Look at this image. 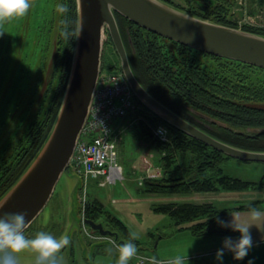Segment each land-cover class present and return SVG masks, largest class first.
Segmentation results:
<instances>
[{
	"label": "trees",
	"instance_id": "1",
	"mask_svg": "<svg viewBox=\"0 0 264 264\" xmlns=\"http://www.w3.org/2000/svg\"><path fill=\"white\" fill-rule=\"evenodd\" d=\"M163 1L197 17L264 36V28L240 27L236 20L231 19L230 10L235 5L234 0H185L186 7L171 0ZM64 4L68 6L69 11L63 15V20L68 22L70 31L77 32V0H69ZM116 17L133 70L155 98L184 119L227 144L244 150L264 152V86L259 87L252 82L246 84L244 80L243 83L231 80L230 77L224 76L226 71L221 66L208 70L200 61L199 55L238 64L241 69H264L200 52L152 33L118 13ZM75 40V37L60 40L65 51L61 46L59 55H63L64 59L61 60L55 77L60 75L61 82L57 83V78L53 77L55 104L54 112L49 114L47 126L43 127L38 123L29 128L19 148L12 152V157L0 161V199L26 171L48 138L65 94ZM196 54L198 56H195ZM136 101L142 107L140 113L144 115L143 119L138 120V124L146 135L157 139L160 151L165 154L163 175L147 179L143 187L144 194L169 196L196 192H238L255 188L264 190V175L258 182L226 175L223 166L232 157L169 125L148 110L137 98ZM51 105L50 102L49 106ZM160 124L168 128L169 142H163L154 135L151 125ZM174 153L192 154L196 157V162L192 168L186 170L183 166L180 169ZM260 204L261 201H255L221 210L214 203L170 202L159 205L154 211L170 215L180 231H190L194 236H233L236 233L231 229L219 227L215 217L227 220L230 211H245L249 205L258 208ZM82 208L86 219L102 221V217H105L104 221L118 231L122 238H130L131 231L125 223L113 214L104 213L98 201L88 200ZM133 242L139 252H142L140 242L137 239Z\"/></svg>",
	"mask_w": 264,
	"mask_h": 264
},
{
	"label": "rangeland",
	"instance_id": "2",
	"mask_svg": "<svg viewBox=\"0 0 264 264\" xmlns=\"http://www.w3.org/2000/svg\"><path fill=\"white\" fill-rule=\"evenodd\" d=\"M171 1L179 6H187L185 0ZM258 1L260 4L257 7L249 6L247 14L255 17L264 11L263 1ZM66 2L69 0H31L32 6L26 16L0 25V31L4 32L0 35V161L12 157V152L19 148L22 142L20 138L29 130L26 124L21 129L24 134L15 137L13 146L12 111L18 107L16 114L18 123H22L24 117L29 120L30 117L26 115L28 107L26 104L32 95L29 85L37 83L35 86L38 87L37 94L43 95L46 86L49 88L53 85L49 84L51 76L55 77L61 60L64 59L63 55H59L61 46L65 51L64 46L60 44V40H63L60 35L63 15L57 11L56 6ZM235 7L236 5L230 10L232 20H237L235 16H244L243 12L234 14ZM238 25L264 28L262 25L249 23ZM199 57L208 70L221 66L226 71L224 76L230 77L231 80L242 83L244 80L246 84L252 82L259 87L264 86V71L253 68L241 69L238 64L200 55ZM112 69L121 70L120 59L109 32L105 31L102 72ZM53 87L54 91L55 86ZM51 94L49 93L48 100L51 99ZM123 120L118 128L120 133L118 163L123 168V178L115 182L109 181L105 186H99L94 181L87 187L85 194L82 191L81 179L69 166L58 182L49 203L25 232L28 238H34L39 232H46L57 238L66 235L70 244L59 253L62 264H116L118 251L113 241L94 240L83 229L82 207L88 200L98 201L104 213L113 214L122 220L131 233L138 237L139 247L143 249V253L159 257L164 254L169 256L187 254L181 247L184 238L180 237L175 220L170 215L155 212L154 209L170 202L180 203L186 199L190 202V196L200 192L169 196L144 194L145 181L154 174L163 175L165 154L160 151L157 139L146 135L136 117H127ZM174 158H178L177 166L180 169L184 166L187 170L196 162V157L192 154L174 153ZM223 167L226 175L244 181L258 182L264 175L262 162H245L232 158L226 161ZM201 195L206 200H212L221 210L255 201H261L259 208H264V190L260 188L238 192H207ZM87 231L90 232L89 229ZM108 248H112V255L107 253ZM223 259L225 260L223 264H248L249 260L253 264H264V248L253 249V253L248 254L247 261L234 260L230 252ZM132 261L133 259L129 264ZM17 264H35V254L31 252L18 254Z\"/></svg>",
	"mask_w": 264,
	"mask_h": 264
},
{
	"label": "water",
	"instance_id": "3",
	"mask_svg": "<svg viewBox=\"0 0 264 264\" xmlns=\"http://www.w3.org/2000/svg\"><path fill=\"white\" fill-rule=\"evenodd\" d=\"M77 7V32L81 34L75 40L70 74L55 123L37 156L0 199L3 205L0 212H26L27 220L31 221L27 231L52 198L88 120L102 72L105 31L109 32L134 96L148 110L233 159L264 163V152L244 150L217 139L172 111L144 87L131 65L116 13L152 33L200 52L262 69L263 35L197 17L163 0H77ZM85 224L103 236L119 239V234L106 230L103 223L86 219Z\"/></svg>",
	"mask_w": 264,
	"mask_h": 264
},
{
	"label": "clouds",
	"instance_id": "4",
	"mask_svg": "<svg viewBox=\"0 0 264 264\" xmlns=\"http://www.w3.org/2000/svg\"><path fill=\"white\" fill-rule=\"evenodd\" d=\"M31 6V0H0V25L23 18L28 14ZM56 8L62 15H66L69 11L64 3L58 4ZM61 25L62 38L68 40L80 36L81 32L69 30L66 20H62ZM3 34L4 32L0 31V35ZM2 208L3 205H0V209ZM229 215L231 220L228 221L219 216L215 217L216 223L221 228L238 232L239 237L233 239L231 236H225L223 238L222 246L215 253L218 264H223L226 252L232 253L234 260H243L254 246L251 227H257V225L264 227V210L252 205L248 206L247 212L243 215L238 210L230 211ZM26 217V212H0V264H17L18 254L24 252L35 254V264H62V257L59 253L70 244L69 238L66 235L57 238L46 232H39L34 238H28L25 231L31 221ZM257 228L260 229V227ZM136 239H138L136 234L130 233V238L125 242H112L118 251L116 264H129L133 258H138L139 249L133 242ZM106 251L112 255V248ZM141 259L146 260V264H188L187 254H177L167 259H158L156 256ZM248 264H253V262L249 260Z\"/></svg>",
	"mask_w": 264,
	"mask_h": 264
},
{
	"label": "built area",
	"instance_id": "5",
	"mask_svg": "<svg viewBox=\"0 0 264 264\" xmlns=\"http://www.w3.org/2000/svg\"><path fill=\"white\" fill-rule=\"evenodd\" d=\"M263 5H264V0ZM234 14L244 13V16H235L240 24H256L264 26V11L255 17L247 14V10L257 7L258 0H234ZM142 107L137 103L135 96L120 69L101 73L99 83L93 96L88 120L75 148L70 166L78 174L82 182V191L86 194L87 187L92 182L105 186L109 181L115 182L123 178V168L118 163L119 156V121L127 117L143 119ZM154 135L163 142H169L170 134L166 126L151 125ZM163 130V131H161ZM154 174L151 178L158 177ZM152 255L142 252L138 258H133L131 264H146L141 258ZM159 259V258H158Z\"/></svg>",
	"mask_w": 264,
	"mask_h": 264
},
{
	"label": "crops",
	"instance_id": "6",
	"mask_svg": "<svg viewBox=\"0 0 264 264\" xmlns=\"http://www.w3.org/2000/svg\"><path fill=\"white\" fill-rule=\"evenodd\" d=\"M123 121L124 120L118 122L119 126L121 125ZM213 193H220V192H213ZM201 194L202 193L191 195L190 202L191 203L197 202L198 204L214 203L212 202V200H209V199L206 200L205 197H203ZM182 202H189V201L186 199V200H183ZM259 209L264 210V208H259ZM238 211H240L242 215L247 212V210L245 211L238 210ZM228 220H231L230 215L228 216L226 221ZM257 227H260V229H258ZM257 227L252 226L250 229L254 246L249 251L248 254L253 253V249L255 248H259V247L264 248V227H261L260 225H257ZM179 233L181 234L180 237L184 238V240H182L183 243L181 247L185 251H187L188 264H218L217 260L215 259V253L222 246V241H223V238L225 237L224 235L214 234V235H205V236H194L190 231H180V230H179ZM235 233H236L235 235L231 236L233 239H236L239 237V233L238 232H235ZM227 253L229 252H226L224 256H227ZM156 257L159 259H167L172 256L164 254L162 255V257H159L157 255ZM244 259L247 261L248 255ZM224 261L225 260L223 259V263Z\"/></svg>",
	"mask_w": 264,
	"mask_h": 264
},
{
	"label": "flooded vegetation",
	"instance_id": "7",
	"mask_svg": "<svg viewBox=\"0 0 264 264\" xmlns=\"http://www.w3.org/2000/svg\"><path fill=\"white\" fill-rule=\"evenodd\" d=\"M34 73V72H33ZM54 76L52 75L51 76V79L49 81V84L52 85V82H53V78ZM32 78V77H31ZM32 80L33 78L30 80V83H32ZM61 82V77L60 75L57 76V83ZM57 83H56V86H57ZM37 83H34L33 86H30L29 84V88H30V93L32 92V95L30 97V99L27 101L28 104H26L28 107H27V111H26V115H28L30 118L29 120L27 119V117H24L22 123H18L17 120H18V116L16 117V114H17V109L18 107L14 108V110L12 111V133H14L13 137H12V144L14 146V142H15V137L17 138V136H22L24 133H23V130H21L23 127L26 126V124H28V129L33 127V126H36L38 123H40V125H42L43 127H46L47 124H48V118H49V114H52L54 112V104H55V93L54 94H51L53 93V86H55L54 84L48 88V86H46V89L45 91H43V95L42 93L41 94H37V90H38V87H35ZM53 87V88H52ZM40 88V87H39ZM59 88V86H58ZM49 93L52 95L50 98V100H48V95ZM54 101V102H53ZM52 103L51 107L49 106V103ZM17 106V104L15 105ZM23 112V110L21 111ZM15 114V116H14ZM22 114V113H20ZM19 114V115H20ZM28 123H27V122ZM21 141H22V137L20 138ZM12 146V148H13ZM14 149H12L13 151ZM85 220L86 218L84 217L83 218V229L86 233H89V236L92 238V239H100V241H104V240H107V239H110L111 241H116L115 237L113 236H103L101 233L99 232H96L94 231L90 226L86 225L85 224ZM98 223H103L104 225V228L106 230H111V231H114V232H117L119 234V239L118 241H116L117 243H120L121 241H126L124 238H122V236L120 235V233L114 229H112L107 222H105L104 220L102 221H96ZM86 229V230H85ZM87 229L90 230V232L87 231Z\"/></svg>",
	"mask_w": 264,
	"mask_h": 264
}]
</instances>
